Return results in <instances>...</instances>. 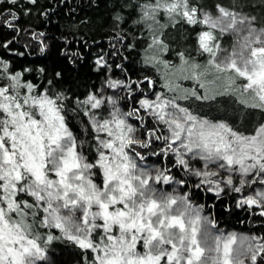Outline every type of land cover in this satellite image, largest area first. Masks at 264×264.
I'll use <instances>...</instances> for the list:
<instances>
[{
    "label": "snow or ice",
    "instance_id": "1",
    "mask_svg": "<svg viewBox=\"0 0 264 264\" xmlns=\"http://www.w3.org/2000/svg\"><path fill=\"white\" fill-rule=\"evenodd\" d=\"M4 2L0 264H55L56 242L76 264H264V230L209 210L264 220V0H105L91 44L70 39L87 19L57 43L21 23L40 0Z\"/></svg>",
    "mask_w": 264,
    "mask_h": 264
},
{
    "label": "trees",
    "instance_id": "2",
    "mask_svg": "<svg viewBox=\"0 0 264 264\" xmlns=\"http://www.w3.org/2000/svg\"><path fill=\"white\" fill-rule=\"evenodd\" d=\"M98 7H89L88 0H68V6L63 4L58 5V0H40V5L38 8H33V13L30 17L25 18L21 23H27L31 26H41L46 29L49 34H55L58 38L57 43H61L62 34L65 32L66 25H72V21H79L82 19L89 20L88 25H82L77 30L75 26L72 27V31L76 33L74 37L70 39H84L92 43L93 39L96 41H103V31L101 27L104 18L107 16V6L105 0H96ZM7 9L10 7L7 5L6 0L2 5ZM47 7H56L57 14L51 17V22H48L47 18L39 16L38 11L43 10ZM75 9V14L71 11ZM191 33L190 28L185 26H180L177 29L172 30L169 35L174 41L171 45L173 49L180 48L181 50L187 48L191 50L194 40L188 37ZM194 35V34H193ZM187 40V43L185 41ZM225 45L229 43L228 39L224 41ZM92 53H95L97 49L93 47L91 49ZM174 55V53H173ZM29 59H33L29 57ZM133 68H139L138 57L133 54L129 58ZM81 76L85 78H90L91 81H95L96 77L91 74L89 69L86 67L81 70ZM197 199L202 202H206L211 206L214 202V198L210 195L201 196L197 194ZM231 204V195L225 197L224 199L215 203L214 208H210L221 227L225 229H232L238 232H246L248 229L252 230H264L261 229V225L264 224V220L259 217H252L244 210L233 209L232 212H226L225 207ZM73 249L70 246H65L62 242H56L51 248L50 258L54 260L55 264H76L77 257L73 255Z\"/></svg>",
    "mask_w": 264,
    "mask_h": 264
},
{
    "label": "rangeland",
    "instance_id": "3",
    "mask_svg": "<svg viewBox=\"0 0 264 264\" xmlns=\"http://www.w3.org/2000/svg\"><path fill=\"white\" fill-rule=\"evenodd\" d=\"M232 230V229H231Z\"/></svg>",
    "mask_w": 264,
    "mask_h": 264
}]
</instances>
